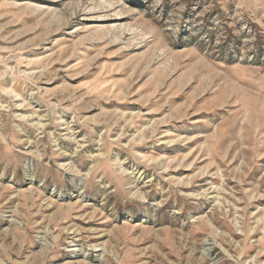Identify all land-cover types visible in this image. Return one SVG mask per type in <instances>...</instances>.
Listing matches in <instances>:
<instances>
[{
    "label": "rangeland",
    "instance_id": "rangeland-1",
    "mask_svg": "<svg viewBox=\"0 0 264 264\" xmlns=\"http://www.w3.org/2000/svg\"><path fill=\"white\" fill-rule=\"evenodd\" d=\"M0 264H264V0H0Z\"/></svg>",
    "mask_w": 264,
    "mask_h": 264
}]
</instances>
